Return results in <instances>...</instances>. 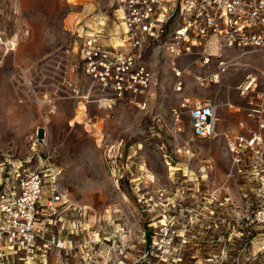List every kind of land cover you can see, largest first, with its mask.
<instances>
[{"label": "rangeland", "instance_id": "obj_1", "mask_svg": "<svg viewBox=\"0 0 264 264\" xmlns=\"http://www.w3.org/2000/svg\"><path fill=\"white\" fill-rule=\"evenodd\" d=\"M112 3L0 0V173L34 170L48 152L61 168L57 186L70 201L56 207L53 229L66 250H54L51 264H264V224L250 216L264 162L247 153L237 160L225 136L200 138L190 111L179 120L173 111L212 102L221 133L259 131L264 98L251 104L238 87L253 72L264 92V53L248 54L218 82L204 83L191 74L205 68L186 58L177 91L172 69L151 50L153 87L108 107L85 71L81 34L91 25L119 35Z\"/></svg>", "mask_w": 264, "mask_h": 264}, {"label": "built area", "instance_id": "obj_2", "mask_svg": "<svg viewBox=\"0 0 264 264\" xmlns=\"http://www.w3.org/2000/svg\"><path fill=\"white\" fill-rule=\"evenodd\" d=\"M112 6L120 43H114L103 27L82 26L81 34L85 71L101 85L105 96L100 101L108 107L127 94H147L153 87L155 73L146 61L151 50L172 69L177 91L183 89L188 72L180 65L186 58L205 68L203 73L191 74L204 83L218 82L244 56L264 53V0H113ZM259 82V76L251 72L238 87L242 96L251 97V104L256 97L264 98V92L257 90ZM187 109L196 136L210 140L225 136L237 160L247 153L264 162V118L251 136L231 137L219 130L218 105L183 104L173 109L176 119ZM39 142L45 144L46 139ZM42 160L45 164L34 170L20 171L18 166L8 174L0 173V264H51L54 250H66V239L53 229V214L58 204L70 201L69 192L57 186L62 170L52 162V155L48 152ZM259 180V203L250 216L264 224V169ZM46 192H50L47 213L42 214ZM96 243L97 239L90 241Z\"/></svg>", "mask_w": 264, "mask_h": 264}, {"label": "crops", "instance_id": "obj_3", "mask_svg": "<svg viewBox=\"0 0 264 264\" xmlns=\"http://www.w3.org/2000/svg\"><path fill=\"white\" fill-rule=\"evenodd\" d=\"M115 24H116V28L119 29L118 22L115 21ZM110 36L114 37L113 38L114 43H120L121 42L117 31L115 32L114 36L113 35H110ZM108 43H109V41H108ZM57 250L60 252L63 251V250H59V249H57ZM64 251H65V249H64Z\"/></svg>", "mask_w": 264, "mask_h": 264}, {"label": "bare ground", "instance_id": "obj_4", "mask_svg": "<svg viewBox=\"0 0 264 264\" xmlns=\"http://www.w3.org/2000/svg\"><path fill=\"white\" fill-rule=\"evenodd\" d=\"M32 49H34V48H32ZM33 51V50H32ZM19 52V51H18ZM22 52V51H21ZM24 52V51H23ZM31 52V51H30ZM31 55H32V53H31ZM29 57H30V54H29ZM33 57V56H32ZM31 58V57H30ZM83 115H85V107L84 106H82L81 107V109H80V111H79V115L77 116V118L79 119V120H81L82 118H83ZM147 170V169H146ZM147 172H149L148 170H147ZM150 176H151V174H150Z\"/></svg>", "mask_w": 264, "mask_h": 264}]
</instances>
